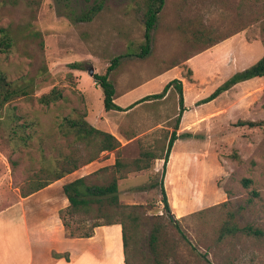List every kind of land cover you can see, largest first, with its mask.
I'll return each mask as SVG.
<instances>
[{
    "label": "rangeland",
    "instance_id": "1",
    "mask_svg": "<svg viewBox=\"0 0 264 264\" xmlns=\"http://www.w3.org/2000/svg\"><path fill=\"white\" fill-rule=\"evenodd\" d=\"M99 4L92 21H79ZM142 7L141 0H0V28L9 29L14 40L10 52L0 53V72L34 88L33 100H14L0 113V264L11 260L23 239L21 191L82 165L98 150L58 128L64 117L88 115L89 109L132 144L101 153L62 183L91 175V184L107 185L118 178L120 202L139 206L132 264H264V77L198 105L264 56V0H166L143 57ZM117 57L109 79L117 96L128 92L125 108L175 79L183 83L186 110L177 134L185 136L174 143L166 166L159 158L178 123L180 95L172 88L163 99L103 116L104 94L88 68L104 74ZM54 88L64 99L49 108L40 105L37 99ZM13 121L35 123L30 146L9 140ZM239 121L260 125L241 127ZM146 152L152 154L142 163L148 168L137 171L134 161ZM117 156L125 166L114 167ZM46 166L55 170L43 173ZM244 179L252 181L250 187ZM163 188L171 213L162 202ZM231 219L239 232L220 237ZM69 221L79 233L94 223L88 216ZM155 227L161 235L152 247ZM71 249L80 255L81 247Z\"/></svg>",
    "mask_w": 264,
    "mask_h": 264
},
{
    "label": "trees",
    "instance_id": "2",
    "mask_svg": "<svg viewBox=\"0 0 264 264\" xmlns=\"http://www.w3.org/2000/svg\"><path fill=\"white\" fill-rule=\"evenodd\" d=\"M142 8L138 10L142 24L145 27V42L142 46V52L140 56H145L150 52V44L152 41V32L156 29L157 23L159 21V15L165 7L166 0H141ZM102 10V4L93 6L85 11L80 17L79 21L90 22ZM14 40L9 29L0 28V53H8L13 49ZM121 57H117L113 60L112 65L108 68L107 72L104 74L95 73L94 79L97 85L102 89L104 94V109L106 112H125L132 108L133 106L151 100H160L167 96L168 92L174 88L178 91L180 95V113L178 117V123L168 140V147L164 157L159 158L164 160V166L168 163L171 150L174 143L183 138L185 135H178L177 131L179 129L181 117L186 110L184 104L183 96V83L182 81L175 79L169 82L163 89L161 93L148 95L136 102L128 108H122L115 103L116 89L114 84L109 79L110 72L114 70L119 65ZM81 65H74L73 68H78ZM264 77V56L251 67L237 72L221 84L212 94L207 98L201 100L198 105L208 104L216 99H218L224 93L230 91L235 86L240 83ZM34 88L31 83L23 81H10L8 77L0 72V113L4 111L6 106L14 100L25 98L27 100H33ZM64 99L63 92L57 88H54L49 93L43 94L37 99L38 103L45 108H49L51 105L57 104ZM87 115L77 114L75 116H67L62 119L58 124L59 132L65 136H73L78 142L86 144V146L96 145L98 150L95 153H90V157L87 158L82 165L75 163L72 168L60 170L53 172L46 166L43 167L44 172H53L54 177L47 181H42L32 184L30 191H21L22 197H28L40 190H43L57 182L67 177L70 174L75 173L80 167L88 165L94 162L101 153L104 152H115L121 151V142L112 134L108 132L101 131L93 127L86 119ZM260 125L259 122L255 121H239L237 126H248L250 128H255ZM35 123L32 121L23 122L18 124L13 121L8 138L10 141H16V145H25V147L30 146L31 140L34 137ZM152 157L149 152L143 153L141 157L134 161L137 171L147 169V166L142 165L146 158ZM63 162L70 163L69 157H61ZM60 158V159H61ZM234 158L239 159L238 156L234 155ZM59 159V160H60ZM125 166L122 164L120 157H116L115 168ZM58 170V168H56ZM104 168L103 170H106ZM91 176V175H90ZM90 176H85L77 178L71 182L66 183L63 186V193L69 201V205L60 210V219L64 226L65 236L67 238H91L95 234V230L102 226H113L120 225L122 227V240H123V250L125 256V264H132L131 260V245L134 241V230L138 223L139 217L137 215L138 205H123L120 202V188L118 178H114L107 185H94L89 182ZM243 184L245 187H250L252 181L249 179H244ZM154 187V186H153ZM162 202L164 203L165 210L168 213L170 211V205L167 199L166 191L163 188L162 191ZM85 217L88 216L94 223L85 232L79 233L71 229V223L69 217ZM239 232L238 226L229 220L221 229L220 237H225L229 235H234ZM161 235V228L155 227L150 236V244L152 247H156L159 244ZM58 256V255H57ZM158 254L156 255V260H158Z\"/></svg>",
    "mask_w": 264,
    "mask_h": 264
},
{
    "label": "crops",
    "instance_id": "3",
    "mask_svg": "<svg viewBox=\"0 0 264 264\" xmlns=\"http://www.w3.org/2000/svg\"><path fill=\"white\" fill-rule=\"evenodd\" d=\"M127 95L128 92L120 97L115 95V103L125 108L129 102L122 101H125L124 98ZM101 114L109 116L106 111H101ZM87 121L96 129L114 135L121 142V149L132 144V141L121 139L101 117L97 118L92 109H89ZM187 172H190V169ZM72 175L74 173L28 197L21 195L19 219L22 222L20 225H22L25 236L23 235L22 239L21 235L17 249L11 253V260L4 264H125L120 225L99 227L91 238H67L65 236L59 212L69 205V201L63 193V186L68 182H62ZM166 186H169L168 175ZM61 197L63 206L60 208ZM46 211L49 213L46 214ZM19 230L21 234L22 230ZM117 242L118 248L116 247ZM65 245H67L66 248H64ZM71 247H81L80 255L76 256Z\"/></svg>",
    "mask_w": 264,
    "mask_h": 264
},
{
    "label": "water",
    "instance_id": "4",
    "mask_svg": "<svg viewBox=\"0 0 264 264\" xmlns=\"http://www.w3.org/2000/svg\"><path fill=\"white\" fill-rule=\"evenodd\" d=\"M88 73H89V75H90L91 77H94V75H95V70H94V68H93V67H89V68H88Z\"/></svg>",
    "mask_w": 264,
    "mask_h": 264
}]
</instances>
